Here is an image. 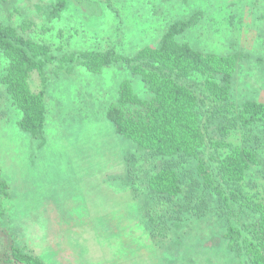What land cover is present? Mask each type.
I'll use <instances>...</instances> for the list:
<instances>
[{"label":"rangeland","instance_id":"1","mask_svg":"<svg viewBox=\"0 0 264 264\" xmlns=\"http://www.w3.org/2000/svg\"><path fill=\"white\" fill-rule=\"evenodd\" d=\"M56 2L0 0V21L49 44L57 56L107 48L132 55L157 46L171 23L197 15L178 40L204 52L242 54L232 98L264 102V0H66L54 17ZM6 68L0 50V170L10 185V196L0 197V250L15 242L48 264H238L214 200L206 216L186 217L181 228L151 237L146 182L159 162L141 157L107 117L124 79L151 99L139 76L121 66L101 73L79 67L72 74L47 66V141L39 149L19 128L21 112L2 81ZM31 86L41 88L37 73ZM243 140L240 129L228 139ZM259 153L264 156V142ZM131 154L137 159H128ZM258 169L244 186L264 201Z\"/></svg>","mask_w":264,"mask_h":264},{"label":"trees","instance_id":"2","mask_svg":"<svg viewBox=\"0 0 264 264\" xmlns=\"http://www.w3.org/2000/svg\"><path fill=\"white\" fill-rule=\"evenodd\" d=\"M65 8L66 0H57L51 15L59 17ZM197 23V15L175 21L157 46H144L132 55L107 48L57 56L49 44L0 21V50L7 59L2 81L21 112L19 128L41 149L47 141V66L54 65L63 74L79 67L101 73L121 66L139 76L151 99H143L124 79L107 117L119 135L136 144L141 157L159 162L146 182L153 201L148 210L151 237H165L169 229L181 228L186 217L206 216L214 200L217 213L226 221L228 249L238 264H264V201L244 186L256 167L264 175V156L259 153L264 142V102L237 103L232 98L242 54L204 52L178 40ZM21 28L28 26L24 23ZM34 73L41 82L37 91L31 86ZM239 129L244 132L243 142H229ZM128 159L137 157L131 154ZM9 190L0 170V197L8 198ZM0 264L48 263L13 242L0 250Z\"/></svg>","mask_w":264,"mask_h":264}]
</instances>
